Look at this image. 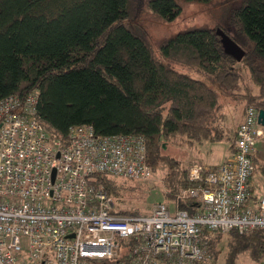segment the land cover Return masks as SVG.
I'll list each match as a JSON object with an SVG mask.
<instances>
[{
  "label": "trees",
  "instance_id": "trees-1",
  "mask_svg": "<svg viewBox=\"0 0 264 264\" xmlns=\"http://www.w3.org/2000/svg\"><path fill=\"white\" fill-rule=\"evenodd\" d=\"M213 2L0 0V101L37 92L39 121L52 139L63 143H68L70 128L81 124L92 125L104 136H144L153 172L162 163L167 166L160 202L193 214L201 200H182L178 195L199 185L189 179V168L196 161L184 165L182 153L224 137L218 124L220 96L241 83L247 90L241 97L264 109V0L218 4L234 5L229 27L220 26L245 51L240 61L225 48L216 32L219 25L180 31L162 42L165 57L198 67L212 77L216 88L159 60L131 19L149 11L171 22L182 14L184 4ZM237 132L231 153L236 151ZM257 162L256 158L255 172L264 174V165ZM90 181L104 186L115 201L141 188L129 182H145L100 174ZM118 206L120 215L142 214L138 207ZM224 234L228 241L224 264H237L243 252L257 262L264 259V229L216 231L204 236L209 257L193 264H219ZM132 242L123 240L119 251L124 246L132 249ZM116 258L94 263L111 264ZM130 260L128 251L115 264Z\"/></svg>",
  "mask_w": 264,
  "mask_h": 264
},
{
  "label": "built area",
  "instance_id": "built-area-1",
  "mask_svg": "<svg viewBox=\"0 0 264 264\" xmlns=\"http://www.w3.org/2000/svg\"><path fill=\"white\" fill-rule=\"evenodd\" d=\"M39 94L0 101V264H94L114 259L123 240L130 264H193L209 257L206 232L264 229V193L252 195L260 109L245 108L236 151L211 167L193 163L179 199H200L190 214L164 202L148 215H120L96 174L148 181L142 135L97 134L92 125L52 139L37 117ZM73 235L72 237H70Z\"/></svg>",
  "mask_w": 264,
  "mask_h": 264
},
{
  "label": "rangeland",
  "instance_id": "rangeland-1",
  "mask_svg": "<svg viewBox=\"0 0 264 264\" xmlns=\"http://www.w3.org/2000/svg\"><path fill=\"white\" fill-rule=\"evenodd\" d=\"M221 1L222 0H214V2L210 5L199 3L184 4L182 14L175 21L171 22L161 20L151 12L144 11L143 13L136 15L131 19V25L147 40L154 52V55L159 60L176 70L184 72L196 79L202 80L208 85L216 88L217 86L215 85L212 77L206 72L202 71L196 66L184 64L180 61L165 57L160 46L165 39L180 31L194 28L215 27L217 25H219L218 28H222L220 26L221 24L228 28L229 24H227V21L229 18V11L234 5H218ZM245 79L247 81L249 80L246 73ZM245 92H247V90L245 91L243 84L240 83L237 88L233 90H227L220 96L221 109L219 111L220 116L218 124L223 131L224 137L220 140L205 142L202 144L203 154L201 157L206 163L219 164V162H221L226 156L228 148L230 147L232 151V149L235 147L234 134L243 122L245 108L247 105L251 104L247 103L245 99L241 97V94H245ZM164 111L166 113V108ZM260 142L261 143L257 144V163L264 165V135L261 137ZM183 163L186 165L188 161ZM166 171L167 166L166 164L162 163L158 168V171H156V173L153 172L152 178L148 181L134 183L129 182V184L132 186L140 184L141 188L133 192V194L127 192L126 195L120 199V201L117 200L116 203L119 205L118 208L134 210L136 207H138L142 214H150L154 205L160 201H163V192L166 191L164 183V175ZM256 180L258 181L257 176ZM256 180H253V184L256 185L255 194L260 196L264 193V185H258ZM170 207L172 211L175 208L173 204H170ZM227 242V235L224 234L222 236L219 248V264H224L223 262L224 255L227 251ZM127 252L128 248L124 246L118 252L117 258L114 260V262L110 263L115 264L117 261H123ZM237 264H264V259L260 262H257L250 258L249 252H243L238 256Z\"/></svg>",
  "mask_w": 264,
  "mask_h": 264
},
{
  "label": "crops",
  "instance_id": "crops-1",
  "mask_svg": "<svg viewBox=\"0 0 264 264\" xmlns=\"http://www.w3.org/2000/svg\"><path fill=\"white\" fill-rule=\"evenodd\" d=\"M258 143H261V142L259 141ZM202 147H203V145L200 144V145H196V147H194L193 149H185V151L182 153L183 154V160L185 159L184 160L185 162L197 161V162H201L202 164L207 165V166L217 167L219 164L223 163L228 158L229 155H231V149L229 147L227 152H226V156L224 157V159L221 162H219V164L218 163L217 164H208L201 157V155L203 154ZM256 176H257V179L259 182L256 180ZM263 177H264V174L258 171L257 173L255 172V174H253V176L251 178L250 184H251V188H252V195L255 198H259L261 195L258 196L257 194H255L256 193V185L253 184V180L255 179L258 185L263 186L264 185Z\"/></svg>",
  "mask_w": 264,
  "mask_h": 264
},
{
  "label": "water",
  "instance_id": "water-1",
  "mask_svg": "<svg viewBox=\"0 0 264 264\" xmlns=\"http://www.w3.org/2000/svg\"><path fill=\"white\" fill-rule=\"evenodd\" d=\"M216 32L221 37L225 48L235 53L238 60L240 61L245 55V51L222 28H217ZM259 123L264 127V109L260 110ZM72 236L73 235H71L70 237Z\"/></svg>",
  "mask_w": 264,
  "mask_h": 264
},
{
  "label": "bare ground",
  "instance_id": "bare-ground-1",
  "mask_svg": "<svg viewBox=\"0 0 264 264\" xmlns=\"http://www.w3.org/2000/svg\"><path fill=\"white\" fill-rule=\"evenodd\" d=\"M220 165V164H219ZM189 168V167H188ZM120 179V178H119ZM178 202V201H177ZM171 208V207H170ZM125 243V242H124ZM128 256V255H127Z\"/></svg>",
  "mask_w": 264,
  "mask_h": 264
}]
</instances>
